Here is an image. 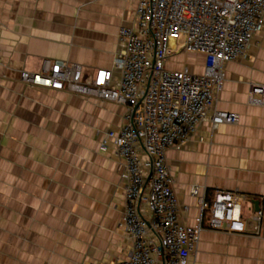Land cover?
I'll return each mask as SVG.
<instances>
[{
	"label": "crops",
	"instance_id": "1",
	"mask_svg": "<svg viewBox=\"0 0 264 264\" xmlns=\"http://www.w3.org/2000/svg\"><path fill=\"white\" fill-rule=\"evenodd\" d=\"M135 0H0V264H113L131 249L123 226L126 181L115 148L100 144L118 129L126 107L26 84L21 71L46 58L83 66V77L112 68L119 29L135 22ZM177 42H172L176 48ZM205 55L172 50L170 69L202 73ZM264 84V30L248 56L226 64L217 107L237 122L205 123L187 146L167 151L184 222L214 190L245 195L247 233L201 232L189 264H264V103L249 102V83Z\"/></svg>",
	"mask_w": 264,
	"mask_h": 264
},
{
	"label": "built area",
	"instance_id": "2",
	"mask_svg": "<svg viewBox=\"0 0 264 264\" xmlns=\"http://www.w3.org/2000/svg\"><path fill=\"white\" fill-rule=\"evenodd\" d=\"M135 1V23L119 29L112 68L84 78L81 64L46 58L40 70H22L21 80L126 107L122 126L105 130L100 144L104 151L115 148L126 181L122 226L131 249L113 264H189L204 228L247 233L245 195L216 189L208 199L193 186L190 194L200 212L193 225L184 222L189 206L174 190L167 151L187 146L202 124L217 129L237 122L236 112L217 107L218 94L226 64L246 58L264 30V0ZM178 49L205 55L203 72L194 73L187 64L166 67ZM248 94L250 103L263 104L264 84L250 82ZM263 215L259 209L253 217L257 232Z\"/></svg>",
	"mask_w": 264,
	"mask_h": 264
},
{
	"label": "rangeland",
	"instance_id": "3",
	"mask_svg": "<svg viewBox=\"0 0 264 264\" xmlns=\"http://www.w3.org/2000/svg\"><path fill=\"white\" fill-rule=\"evenodd\" d=\"M182 41H183V38H182V37H180V38H179V42H182Z\"/></svg>",
	"mask_w": 264,
	"mask_h": 264
}]
</instances>
